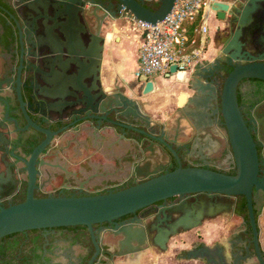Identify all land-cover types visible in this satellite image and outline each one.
I'll return each mask as SVG.
<instances>
[{"label": "flooded vegetation", "instance_id": "af4514ba", "mask_svg": "<svg viewBox=\"0 0 264 264\" xmlns=\"http://www.w3.org/2000/svg\"><path fill=\"white\" fill-rule=\"evenodd\" d=\"M73 1L0 0V208L26 199L30 179L28 162L36 148L48 137L49 144L39 153L34 164L36 198L104 194L120 190V187L128 182H141L142 179L136 171L138 167H143L140 171L143 175L164 168L159 173L161 174L179 166L178 158L170 150L155 148V145L147 147L151 140L140 132L147 130L146 125L139 122L125 124L123 119L116 118L115 113L107 110L105 104L98 106V120L90 118L77 123L93 136L92 141L81 140L76 144L69 135L62 136V133H59L74 122L72 112L82 109L76 105L77 79L82 64H89L90 60L87 54L81 53L89 50L99 23L102 24L101 35L106 37L105 27L114 20H124L121 10H118V0H78L81 5H75ZM142 1L144 3L151 0ZM107 11L115 13V18L106 16ZM74 17L82 25L80 36L78 31L74 33L69 28V23ZM263 35L264 7L255 15L253 24L245 31L242 38L245 49L254 54L263 52ZM73 36L82 39L83 48L77 41L72 42ZM228 36H232V28H229ZM106 42L107 40L102 42L104 50L101 70L92 67L84 71L82 87L89 91L93 89L92 95L107 91L104 76V61L108 54ZM26 59H29V65ZM225 59L217 62L213 69L214 82L218 85L227 71L228 64ZM132 82L141 83L135 73ZM114 84L118 85L117 90L113 88L114 91L124 93V87L119 85L118 81H114ZM158 90L154 81V90L146 96L157 93ZM142 91L143 89L141 94ZM183 93L185 92H182L179 98ZM238 93L244 99L241 110L257 144L259 177L264 182V80H242ZM34 103L45 116L34 111ZM144 115L151 120L149 114ZM161 116L171 120L179 118L178 102L175 108L162 112ZM123 124L129 127L126 128ZM93 126L100 128L99 131ZM153 128L159 132L156 125ZM221 128L226 135L225 143L219 142L218 146L211 147L201 154L192 149L179 150L178 156L182 165L185 163L187 166H198L207 162V166L215 170L226 173L235 170L226 129L224 126ZM104 132L114 136L113 141L117 146L121 141L129 140L131 147L126 151L113 153L103 136ZM121 135H125L126 139H122ZM81 139H84V136ZM143 139L144 144L146 139L150 143L139 148ZM253 194L258 208L264 204V190L254 189ZM180 200L181 197H172L112 222L94 224L93 229L100 250L93 264H121L128 261L132 263L134 259L128 258L131 254L117 255L123 236H115L113 230L117 226L138 225L150 221L157 209ZM219 216L205 219L201 226L170 238L167 251L170 250L174 237H180L174 243L175 261L190 259L191 250L183 248L186 239L182 235L197 229L195 235L198 240L194 241L191 247L194 250L205 247L200 228ZM234 216L243 220L237 214ZM41 230L43 242L31 246L28 256L11 260V264H89L97 251L88 227L67 226ZM252 239L253 236H249L248 227L244 222L243 226L238 225L229 231L225 236L226 244L220 240L212 243L213 261L210 260V255L195 259L201 264H260L255 246L250 244ZM260 243L263 257L261 237ZM134 245L138 246L137 243ZM148 245H151L159 256L153 264L165 263L160 256L167 251L160 252L159 247L152 241L145 246Z\"/></svg>", "mask_w": 264, "mask_h": 264}, {"label": "water", "instance_id": "95a60500", "mask_svg": "<svg viewBox=\"0 0 264 264\" xmlns=\"http://www.w3.org/2000/svg\"><path fill=\"white\" fill-rule=\"evenodd\" d=\"M118 2V10H121L123 18H130L150 27L148 37L150 41L154 38L158 24L171 14L177 0H162L156 11L146 7L142 0H118ZM73 3L81 5V1L78 0H74ZM237 3V6H233L225 0H215L211 4V10L221 20L226 19L228 13L232 14V36L224 43L222 54L226 58L225 63L233 69L224 79L222 89L220 90L219 85L214 82L213 69L204 68L202 80L198 78L196 83L190 84L199 97L198 95L188 97L187 93H183L178 101L179 118L166 129L164 123L157 124L159 132L152 127L151 120L145 117L135 100L120 91H114L115 88L118 89V85H112L111 92L102 91L99 95H92L93 89L89 91L82 87L84 71L92 67L100 71L102 67L104 50L102 42H105L108 36L101 35L102 24L99 23L89 50L81 53L87 54L90 60L89 64L82 66L80 64L81 70L77 79L76 105L82 109L72 112V116L75 117L74 122L61 129L59 133H62V136L69 135L68 137L76 144L81 140L92 141L93 136L77 123L90 118L98 120V106L105 104L107 110L115 113L116 118L123 119L125 124L141 122L146 125L147 130L140 132L150 139L151 143L146 139L144 144V138L141 145L137 144L139 148H143L149 142L147 147L155 145V148L170 150L178 158L179 166L161 174L159 173L164 168L143 175L140 174L143 167H138L136 171L142 179L141 182L104 194L36 198L34 164L39 153L49 144L50 137H48L36 148L28 162L30 179L26 199L21 203L0 208V239L35 229L85 225L89 228L97 249L89 262L93 264L100 250L93 229L94 224L112 222L159 201L181 197L179 202L157 209L150 221L138 225L117 226L113 230L115 236H123L117 255L131 254L132 259H135L138 253L151 248V245L145 246L150 241L159 247L160 252H166L171 237L201 226L205 219L223 214L234 215L237 196L243 195L247 200L253 232L250 244L253 243L255 246L259 263L264 264L260 243L261 230L255 214L253 194L254 189L264 190V182L259 177L260 161L257 144L238 101V88L242 80L248 78L264 80V44L263 52L254 54L245 49L242 39L247 28L253 24L255 15L264 7V0H237ZM108 15L115 18V13L107 11L106 16ZM69 28L74 33L78 31L80 36L82 25L76 17L69 23ZM261 39L264 41V35ZM76 41L83 48L82 39L73 36L72 42ZM26 62L30 64L29 59H26ZM176 70L177 66L173 65L171 71ZM139 81L143 84V95H148L154 90V81L148 80L146 75H141ZM183 96L184 100H182ZM34 111L45 116L36 103H34ZM111 123L115 124L114 121ZM122 126L129 127L124 124ZM221 126L226 129L236 173L229 174L212 169L207 166V162L198 166L184 167L178 151L192 149L201 154L211 147L218 146L219 142L225 143L226 135ZM93 128L98 131L100 129L94 126ZM82 136L84 139H81ZM103 136L113 153L123 152L131 147L129 140L121 141L117 146L111 133L104 132ZM121 138L126 139L125 135H121ZM152 175L156 176L148 178ZM135 243L138 246H135Z\"/></svg>", "mask_w": 264, "mask_h": 264}, {"label": "crops", "instance_id": "0c3cea01", "mask_svg": "<svg viewBox=\"0 0 264 264\" xmlns=\"http://www.w3.org/2000/svg\"><path fill=\"white\" fill-rule=\"evenodd\" d=\"M225 1L229 2L233 6L238 5L237 0ZM231 19L232 14L230 13L227 15L225 21H223L219 19L215 13L210 12L208 49L206 52L205 63L190 71L181 72L178 80H175V82L171 86L168 84H164L163 79H161L159 76H156V85L159 90L157 91V93H153L149 96L141 94V90L143 89L142 83L132 82L135 70L139 63V54L138 56L129 54L127 50H125V46L121 45V43L123 42V38L119 35L113 37V35L110 34V36L107 37L106 42L109 53L105 56L104 61V76L107 91L111 92V86L114 85V81H118L119 85L124 87L123 94L128 96L130 99L135 100L139 105V109L142 111V113L149 114L151 116L152 127L161 123H164L166 125L165 129L170 127L176 120H171V118L164 119L161 116V113L175 108L176 103L179 100V95L182 92L187 93L189 97L194 95H198L199 97V94H197L196 91L192 89L190 84L196 83V80L198 78L202 80L204 68L214 69L217 65V62L225 59V56L222 54V48L224 43L229 38L228 30L229 28H232ZM116 23V20L112 21L110 23L112 26L111 28L117 27ZM111 39L115 40L117 44H113L112 46H110L108 42H110ZM140 102H143V104L141 105ZM230 215L232 214L220 215L219 217L209 221L208 225H204L200 228V233L204 236L203 240L205 242V247L199 250H194L191 247V244L194 241L198 240L195 232H188L182 235V237L186 239V244L183 245V248L191 250L189 256L190 259L188 261L177 262L173 258L171 262L165 259V263L162 264H201L195 258H205L206 255H210V260H212V243L216 240H220L225 244L227 243L225 241V236L229 233L231 227L227 226L228 223L225 220H229L228 218H230ZM224 221L226 222L225 224L223 223Z\"/></svg>", "mask_w": 264, "mask_h": 264}, {"label": "built area", "instance_id": "2783aa9c", "mask_svg": "<svg viewBox=\"0 0 264 264\" xmlns=\"http://www.w3.org/2000/svg\"><path fill=\"white\" fill-rule=\"evenodd\" d=\"M213 1L177 0L150 41L149 26L124 18L138 45L139 63L135 70L138 80L141 75H146L148 80L160 75L171 77L175 72H187L205 63ZM173 65L177 66L175 72L171 71Z\"/></svg>", "mask_w": 264, "mask_h": 264}, {"label": "trees", "instance_id": "16d2710c", "mask_svg": "<svg viewBox=\"0 0 264 264\" xmlns=\"http://www.w3.org/2000/svg\"><path fill=\"white\" fill-rule=\"evenodd\" d=\"M162 0H151L144 2V5L148 8H150L153 11H156L159 9L161 5ZM232 67L227 65V71L224 73V77L221 79L219 89H222L224 79L229 75V73L232 71ZM247 80V79H244ZM238 101L240 104V107L244 104V99L242 96L238 93ZM133 134H131L132 136ZM184 167L187 166V164H183ZM236 170L230 171L229 174H235ZM134 182H128L120 187V189H124L127 187H130L132 185H135ZM23 202V201H21ZM17 202L15 204L21 203ZM255 205V214L256 218L259 220L260 210ZM235 214L242 217L245 225L248 227L249 236H253L252 228L250 225L249 220V210L247 205L246 197L243 195L237 196V203L235 207ZM70 228L73 227H85V225H76V226H68ZM41 229H35V230H29L19 233H14L8 236L3 237L0 239V264H11V260H16L18 258H25L29 254V249L31 246H35L36 244L42 243L44 240V237L42 236ZM88 232V231H87ZM19 237V238H17ZM264 257V254H263ZM3 260V261H2Z\"/></svg>", "mask_w": 264, "mask_h": 264}, {"label": "rangeland", "instance_id": "374dc122", "mask_svg": "<svg viewBox=\"0 0 264 264\" xmlns=\"http://www.w3.org/2000/svg\"><path fill=\"white\" fill-rule=\"evenodd\" d=\"M116 22H117L116 23L117 27L111 28L112 26L111 24H109L107 27L104 28L105 35L110 36V34H112L113 37H115L116 35H119L120 37L123 38V42L121 43V45L125 46L124 47L125 50H127L129 54L138 56L139 50H138L137 41L134 37V31L127 28L126 22L124 20H118ZM108 43L110 46H112L113 44L114 45L117 44V42L113 39H111L110 42ZM180 73L181 72H175L172 74L171 77H165L164 75H160L159 77L163 79L164 84H168L171 86L175 82V80H178ZM153 80L156 82L157 81L156 77H153ZM258 208L260 210L259 225H260L261 234H262V243L264 245V204L258 206ZM228 219L229 220H225V221L228 223L227 226H230L231 229L238 227V225L240 226L244 225L243 220L238 217H235L234 215H230V218ZM225 221L223 222L224 224L226 223ZM208 223L209 221L206 222V225H208ZM196 230L191 231V233L195 232ZM178 239H179V236L174 237V239L172 240V244L170 246V250L167 251L164 255L160 256L161 260L166 259L170 262L173 260L174 253H175L174 249L176 248L174 246V243L175 241H178ZM156 257L159 258L156 251L151 248L148 251H144L138 254V262L136 264H153L155 262ZM128 258L129 260H132V257H128ZM121 264H134V263L133 262L131 263V261H128L126 263H121Z\"/></svg>", "mask_w": 264, "mask_h": 264}, {"label": "bare ground", "instance_id": "6f19581e", "mask_svg": "<svg viewBox=\"0 0 264 264\" xmlns=\"http://www.w3.org/2000/svg\"><path fill=\"white\" fill-rule=\"evenodd\" d=\"M182 100H184V96H183ZM133 262H138V256L136 257V259L133 260Z\"/></svg>", "mask_w": 264, "mask_h": 264}]
</instances>
